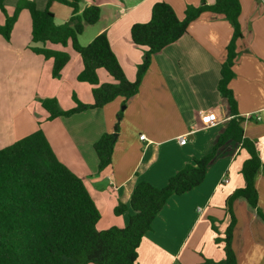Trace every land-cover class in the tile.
Wrapping results in <instances>:
<instances>
[{"label": "crops", "instance_id": "crops-1", "mask_svg": "<svg viewBox=\"0 0 264 264\" xmlns=\"http://www.w3.org/2000/svg\"><path fill=\"white\" fill-rule=\"evenodd\" d=\"M17 1H3L8 13ZM34 1L40 8L46 3ZM157 1L170 4L182 19L186 6H198L201 0H81L80 11L96 4L100 16L78 37L86 35L85 45L105 32L126 77L134 80L144 50L132 41L130 28L150 19ZM214 1L206 0L208 4ZM239 1L242 37L235 43V75L228 85L238 114L245 118L241 123L244 136L254 142L261 159L255 186L257 205L264 215V0ZM22 10L13 25L11 42L0 40V53L13 56L6 66H0V148L40 128L56 157L84 180L100 211L98 229L123 227L128 212L116 215L114 207L128 203L140 178L163 186L184 164L210 152L227 125L231 114L217 85L233 27L222 15L204 11L188 24L185 34L154 53L138 92L123 106L115 132L122 96L101 108L47 119L40 98L56 97L67 109L73 106V93L83 102H92V86L77 80L83 65L71 43L46 44L70 55L61 76L52 77V61L28 48L30 17ZM50 10L57 24L72 13L70 6L58 1L51 3ZM4 19L0 9V23ZM97 73L100 83L114 82L103 68ZM207 112L215 114V124L204 128ZM105 132H115L116 141L111 163L97 171L93 144ZM182 134L186 140L180 143L177 137ZM247 157L237 142L220 146L203 181L188 192L170 196L153 219L152 229L141 239L136 264H215L224 258V242L216 239L223 238L229 222L226 198L244 185L240 170ZM232 210L236 264H264V219L243 198L233 201Z\"/></svg>", "mask_w": 264, "mask_h": 264}, {"label": "trees", "instance_id": "trees-1", "mask_svg": "<svg viewBox=\"0 0 264 264\" xmlns=\"http://www.w3.org/2000/svg\"><path fill=\"white\" fill-rule=\"evenodd\" d=\"M3 1L0 0V9L5 19L0 23V35L10 40L18 12L27 10L31 25L28 47L45 59L52 60V77L61 76L70 55L64 50L48 47L47 43L62 46L71 43L81 57L83 67L77 74V80L92 86V102H83L74 93L72 97L76 105L63 109L56 97H45L41 99V106L47 111L49 120L101 108L117 96H122L125 104L127 99L138 92L152 55L185 34L188 24L204 11L225 17L232 25L233 33L226 46V59L221 65L217 85L231 114L227 125L219 133L210 152L184 164L163 186H154L140 178L128 203L119 202L114 207L116 215L128 212L127 223L123 227L113 225L98 229L100 211L84 180L56 157L40 128L0 148V264H136L141 239L152 229L153 219L168 198L199 185L217 149L227 141L239 143L247 151L248 157L240 170L244 185L226 198L229 222L223 238L216 239L224 242V258L215 264H236V255L231 245L236 223L233 201L243 198L264 219L257 205L255 186L261 159L254 142L244 136L241 123L245 118L238 114L236 99L228 85L235 75L232 68L236 56L235 43L242 37L239 24L240 1L215 0L208 4L206 0H201L198 6H186L182 19L178 18L167 2H155L150 19L134 23L130 28L132 41L144 50L134 80L126 77L105 32L95 35L85 45L78 41L84 27L98 21V5L92 4L80 11L81 0H46L43 8L34 0H18L14 11L8 13ZM54 1L72 8L71 16L62 24L55 23L54 14L50 10ZM99 68H103L114 82L100 83L97 73ZM122 112L119 111L117 116L121 117ZM118 129L117 122L114 131ZM115 141L113 132H105L94 142L97 171L111 163Z\"/></svg>", "mask_w": 264, "mask_h": 264}, {"label": "rangeland", "instance_id": "rangeland-1", "mask_svg": "<svg viewBox=\"0 0 264 264\" xmlns=\"http://www.w3.org/2000/svg\"><path fill=\"white\" fill-rule=\"evenodd\" d=\"M23 12H27V10H25V9H23L22 10ZM18 16V15H17ZM17 19V18H16ZM20 24H21V21H20ZM24 24V23H23ZM31 29V28H30ZM79 38V37H78ZM85 39H87L86 38V35H83L82 37H80L78 40H79V43L81 44V45H84V42L83 41H85ZM0 40H2L3 41V43L5 42V43H10L11 42V37H10V40H6V39H4L3 37H2V35H0ZM13 43H14V41H13ZM29 48V47H28ZM30 49V48H29ZM13 50V47H10V49H9V51H12ZM33 52V51H32ZM36 54V53H35ZM13 56L11 55V54H7V55H4V54H1L0 53V66H6L7 64H8V62L10 61V59L12 58ZM51 60V59H50ZM52 61V60H51ZM8 66H11V64H9ZM1 68V67H0ZM74 94V93H73ZM41 99H43V98H40L39 99V101L41 102ZM72 101H73V106H75L76 105V102L73 100V97H72ZM123 106H125V104H121L120 106H119V109H120V111H123ZM68 109V108H67ZM87 110H89V109H87ZM86 111V110H85ZM63 117H67V116H63ZM118 118H120L121 119V117H116V120H117V122L119 123V119ZM113 133H115V132H113ZM173 175V174H172ZM214 221V220H213ZM185 226L186 225H184V226H182V228L184 229L185 228ZM180 232H181V230H180Z\"/></svg>", "mask_w": 264, "mask_h": 264}, {"label": "built area", "instance_id": "built-area-1", "mask_svg": "<svg viewBox=\"0 0 264 264\" xmlns=\"http://www.w3.org/2000/svg\"><path fill=\"white\" fill-rule=\"evenodd\" d=\"M256 118H259L258 116H256ZM205 120H206V124L203 126L204 128L205 127H208L212 124H215V114L213 112H207L205 114ZM145 135L144 134H140L139 135V138L140 139H144ZM177 140L178 142L182 143V142H185L186 138H185V134H182V135H179L177 137ZM225 181H227V179L225 178Z\"/></svg>", "mask_w": 264, "mask_h": 264}, {"label": "water", "instance_id": "water-1", "mask_svg": "<svg viewBox=\"0 0 264 264\" xmlns=\"http://www.w3.org/2000/svg\"><path fill=\"white\" fill-rule=\"evenodd\" d=\"M115 134V136H116V133H114Z\"/></svg>", "mask_w": 264, "mask_h": 264}]
</instances>
